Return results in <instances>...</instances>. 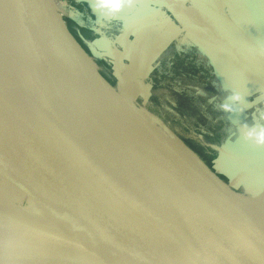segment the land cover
Returning a JSON list of instances; mask_svg holds the SVG:
<instances>
[{
    "label": "water",
    "instance_id": "95a60500",
    "mask_svg": "<svg viewBox=\"0 0 264 264\" xmlns=\"http://www.w3.org/2000/svg\"><path fill=\"white\" fill-rule=\"evenodd\" d=\"M53 1L0 0V49L22 60L64 98L90 112L107 134L98 142V157L78 152V183L60 175L52 156L48 161L54 167L49 172L0 145L1 187L8 186L15 194L12 200H0V241L39 235L38 245L58 239L85 264H187L186 202L161 142L154 139L157 136L147 117L101 75ZM187 2L216 49L199 40L196 45L215 63L227 59L246 79L245 69H256L260 75L250 82L255 90H262L264 99V42L235 28L219 0ZM231 90L240 103L232 115L239 109L244 113V102L250 104L246 94ZM36 130H40L38 125ZM245 131L240 132V145L227 141L218 151L245 193L257 196L253 182L263 179L248 161L251 150L247 147L254 140L246 139ZM112 140L128 162L133 190L119 168ZM256 151L264 154V144H257Z\"/></svg>",
    "mask_w": 264,
    "mask_h": 264
},
{
    "label": "rangeland",
    "instance_id": "374dc122",
    "mask_svg": "<svg viewBox=\"0 0 264 264\" xmlns=\"http://www.w3.org/2000/svg\"><path fill=\"white\" fill-rule=\"evenodd\" d=\"M166 1L172 2L171 8L167 7ZM53 4L101 75L147 117L145 119L157 136L154 139L161 142L176 177L190 182L205 175L195 159L228 185L229 176L219 167L218 147L225 143L234 129L229 120L236 119L238 122L241 119L246 122L243 126L247 128L252 113L264 115L262 106H257L254 110L251 107L256 98H261V93H254L253 89L251 92V89L241 85L240 90L244 94L250 91L244 95L250 104L244 102L248 108L243 109L245 113L232 115L240 103L233 99L234 92L231 88H238L235 84H243L245 80L237 78L240 75L238 70L233 74L235 68L232 63L225 66L221 62L215 63L209 58L207 51L196 45L195 41L199 40L216 49L208 33H205L207 31L202 21L189 9L187 0H132L129 13L126 12L132 16L129 19L133 24L130 23L127 28L122 23L123 19H108L107 16V13L123 14L120 11L126 8L109 12L107 9L97 8L96 0H54ZM229 4L222 3V7L234 16L235 20L231 21L235 28L264 42V21L259 19L256 23H249L250 20L243 17L244 11ZM156 5L160 6V10L155 14L152 9L155 10L153 7ZM159 12L162 14V22L157 21ZM257 12L255 13L258 14ZM103 14L105 17H102ZM138 22H148L147 26L142 27L148 32L153 31L156 22V29L162 32L156 38L142 41L143 44L136 42L133 40L132 30L140 28ZM149 22L153 24L149 26ZM159 23L161 28L158 27ZM135 46H142V49L147 47L144 57H140L141 52ZM140 64L144 65L142 71L139 70ZM255 70L245 69L247 79L252 80L251 77L260 75ZM244 84L248 85L249 82ZM224 105L229 107L225 108ZM169 133H172L175 140L169 137ZM165 147L169 151L172 149L171 152L177 153V156L179 152L187 156L190 153L194 158L190 157L193 164L185 161L182 156L175 158L169 155ZM185 148L189 153L182 151ZM225 189L235 194L226 187ZM238 193L264 205V201L251 198L242 189ZM12 194L15 195L8 186L1 187L0 183V200H12Z\"/></svg>",
    "mask_w": 264,
    "mask_h": 264
},
{
    "label": "bare ground",
    "instance_id": "6f19581e",
    "mask_svg": "<svg viewBox=\"0 0 264 264\" xmlns=\"http://www.w3.org/2000/svg\"><path fill=\"white\" fill-rule=\"evenodd\" d=\"M36 125L40 130L35 131ZM106 131L90 112L64 98L22 60L0 49V145L49 172L55 166L61 176L78 183V152L98 157V142ZM112 143L122 175L133 190L128 162L118 143ZM165 149L193 164L187 150H182L186 155L179 152L177 156ZM51 156L54 166L48 161ZM194 161L205 175L190 182L177 177L187 207L185 262L264 264V205L229 193ZM41 240L34 235L0 241V264H85L60 240L36 245Z\"/></svg>",
    "mask_w": 264,
    "mask_h": 264
},
{
    "label": "crops",
    "instance_id": "0c3cea01",
    "mask_svg": "<svg viewBox=\"0 0 264 264\" xmlns=\"http://www.w3.org/2000/svg\"><path fill=\"white\" fill-rule=\"evenodd\" d=\"M226 2H229L230 4L229 5H232V7H234L235 9H237V10H240V11H244L243 13H244V15H243V17L244 18H247L248 20H250L249 21V23L250 22H252V23H256L259 19L260 20H262V21H264V0H219V3H220V6L222 7V3H226ZM151 3V2H150ZM255 3V4H254ZM154 5V4H153ZM149 9L151 8V6H147ZM121 8H126V9H124L123 11L121 10L120 12H124L123 14L122 13H117V14H110V13H107V10H106V13H107V16H109L108 17V19L110 18V19H112V18H116V19H119V18H121V19H123L122 20V23L124 24V27L125 28H127V26L129 25L130 26V23L131 24H133L132 22H130V19H129V17H132L131 15H129V14H127V12L129 13V10H130V4H124V6L123 7H121ZM153 8H155V10H153L152 8V11H154V13L156 14V11H157V13H158V11L160 10V6H158V5H156L155 7H153ZM223 8V7H222ZM141 9V8H140ZM147 9V8H146ZM139 10V9H138ZM257 10H258V12H257ZM127 11V12H126ZM223 11L227 14V16L231 19V20H235V18H234V16L233 15H230V13H228L224 8H223ZM116 12V11H115ZM140 12V11H139ZM145 12H147V10L145 11ZM255 12H257L258 14H256ZM242 13V14H243ZM140 14V13H139ZM147 14V13H146ZM134 15V14H133ZM102 17H105L104 16V14L102 15ZM162 14H160V12H159V14H158V18H157V21L159 22V21H161L162 22ZM160 22V23H161ZM238 22V21H237ZM127 23V24H126ZM151 22H149V26L150 25H152L153 23H151ZM160 23L158 24V27H160L161 28V26H160ZM138 26L140 27V28H137V29H133L132 31H134V33H133V35H134V37H133V40L134 41H136V42H140V43H142V41L144 42V41H149L150 39H153V38H156L157 36L156 35H160L161 34V32L162 31H159L158 29H156V22H155V24H154V26H153V31L152 32H148V31H144L143 29H142V27H144V26H147L148 25V22H146L145 24H143V23H141L140 24V22H138ZM135 30H139V31H135ZM124 32V31H123ZM136 32H138V35L136 34ZM147 32V33H146ZM145 33V34H144ZM122 36V35H121ZM126 40H127V38H125ZM143 44V43H142ZM135 47H137V49L139 50V52H141V54H140V57H144L145 56V52H146V50H145V48H147V47H145V48H143L142 49V46H139V48H138V46H135ZM135 49V48H134ZM143 50V51H142ZM225 61H223V63L222 64H224V63H229L228 62V60L227 59H224ZM230 61V60H229ZM225 66V65H224ZM230 66H231V64L229 65V67L228 68H230ZM140 67H141V69L139 68V70H144L143 69V67H144V65H141L140 64ZM227 67V66H226ZM233 68H235V66H232ZM236 69L237 68H235V71H233V74L234 73H236ZM227 71H228V73H229V70L228 69H226ZM231 75H232V73H231ZM237 78H242L243 80H245L244 81V83H246V81H248L249 82V84L247 85V84H235L238 88H235V90H239V91H241L240 90V88H241V85H244V86H246V87H248L249 89H251L250 91L252 92V89H254L253 88V86L254 85H252L251 84V82H250V80H248V79H246V78H244V76L243 75H239ZM229 80H230V78H229ZM233 88V87H232ZM233 88V89H234ZM256 88V87H255ZM255 90V89H254ZM253 90V91H254ZM250 91L249 92H246L245 94H248V93H250ZM241 92H243V91H241ZM254 93H261L262 94V90L259 88V87H257V89L254 91ZM254 108H253V107ZM257 106H262V108H263V111H264V99L263 98H259V100H254L253 102H252V104H251V107L253 108V110L257 107ZM250 108V107H249ZM244 109H248V108H244ZM238 110V109H237ZM243 111V110H242ZM253 112V111H252ZM238 113H240L241 114V109H239V112ZM238 113L237 114H235L234 116H236V115H238ZM245 113V112H244ZM243 114V113H242ZM232 116V115H231ZM264 115L262 114V116L261 115H259L258 113H252L251 114V120H250V123H249V126L247 127V128H244V123H246V122H242V120L240 119V121H238L237 122V120L235 119V120H229L233 125H234V129L232 130V132H231V134L230 135H228V138L226 139V141H225V143L228 141V142H232L233 144L235 143V144H239L240 145V141L242 140V138H243V136L241 135V136H239L240 135V132L242 131V130H248V129H251V128H254V129H260V128H264V117H263ZM246 117V116H245ZM241 129V130H240ZM256 146H257V144L254 142V141H251L250 142V144L248 145V147L247 148H249V150H251V154H250V156L248 157V161H249V163L253 166V167H255V168H257L258 169V171L260 172V174H261V177H262V181H256V180H254V182H253V184H254V188L256 189V190H258V194H259V199L260 200H262V201H264V154H260V152H257L256 151ZM231 147V146H230ZM234 147V146H233ZM239 148V146H237L236 145V149H238ZM240 149H242L241 148V146H240ZM219 161H220V164H219V167H220V169L223 171V172H225L226 173V175L227 176H229V183H228V185L229 186H231L232 188H233V190L235 191V192H237L238 193V190L239 189H242V190H244V187H243V185L242 184H240V182H239V180L237 179V177L235 176V174L233 173V171L231 170V168H229L228 167V165L226 164V162L220 157V159H219ZM238 194H240V193H238ZM241 195V194H240ZM250 196V195H249ZM251 198H254L255 196H250Z\"/></svg>",
    "mask_w": 264,
    "mask_h": 264
},
{
    "label": "clouds",
    "instance_id": "9594fccd",
    "mask_svg": "<svg viewBox=\"0 0 264 264\" xmlns=\"http://www.w3.org/2000/svg\"><path fill=\"white\" fill-rule=\"evenodd\" d=\"M132 0H96V7L100 9H107L109 12L118 11L124 4H130ZM234 100H238V96H233ZM228 108L229 106L224 105ZM246 139H252L258 145L264 144V128L260 129H248L244 132Z\"/></svg>",
    "mask_w": 264,
    "mask_h": 264
}]
</instances>
